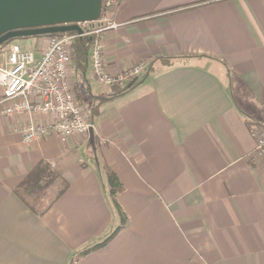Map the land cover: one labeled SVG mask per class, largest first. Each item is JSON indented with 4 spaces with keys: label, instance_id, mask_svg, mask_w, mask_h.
I'll return each mask as SVG.
<instances>
[{
    "label": "crops",
    "instance_id": "crops-1",
    "mask_svg": "<svg viewBox=\"0 0 264 264\" xmlns=\"http://www.w3.org/2000/svg\"><path fill=\"white\" fill-rule=\"evenodd\" d=\"M111 1L105 70L144 71L98 107L93 147L89 133L26 145L21 127L46 118L0 114V264H72L109 234L118 219L104 164L128 221L74 264H264V164L250 161L251 129L264 126V0ZM47 38L26 49L39 58ZM90 52L68 80L94 109L111 89L95 80ZM40 161L67 188L36 215L14 190Z\"/></svg>",
    "mask_w": 264,
    "mask_h": 264
},
{
    "label": "built area",
    "instance_id": "built-area-1",
    "mask_svg": "<svg viewBox=\"0 0 264 264\" xmlns=\"http://www.w3.org/2000/svg\"><path fill=\"white\" fill-rule=\"evenodd\" d=\"M113 8L114 2L105 0L101 18L80 25L84 30L82 35L94 36L90 52L92 73L97 83L105 87L135 79L144 71L141 64L116 76L105 70L104 32L117 28V24L109 19ZM72 40L73 36L68 34L48 37L39 58L32 50L14 43L3 53L0 63V114L11 118L27 115L47 120L44 124L29 121L21 127L19 132L26 145L53 134L71 138L89 133V116L78 105L68 80ZM251 135L254 139L251 159L256 164H264V130L253 128Z\"/></svg>",
    "mask_w": 264,
    "mask_h": 264
},
{
    "label": "trees",
    "instance_id": "trees-1",
    "mask_svg": "<svg viewBox=\"0 0 264 264\" xmlns=\"http://www.w3.org/2000/svg\"><path fill=\"white\" fill-rule=\"evenodd\" d=\"M105 0H103L104 2ZM68 35L73 36V40L70 47V58L71 64L74 65L76 72H84L88 67V55L93 46L94 36H78L75 32H70ZM49 36H39V37H51ZM11 44V41L0 46V54L4 53L5 48ZM131 80H128V82ZM111 89V94L107 97L95 98L94 102H97L94 109L92 110L91 116H89V122L98 113V107L105 102L112 100L120 96L125 92L128 87H124V82L115 83L109 86ZM74 94H76L78 105L79 102L84 97L79 91L78 86L73 87ZM99 173L101 174L102 186L106 198V202L114 216L118 219V224L112 229V231L107 234L104 238L94 243L92 246L76 253L72 264L77 261V259L86 256L87 254L101 249L107 245V243L119 232L121 231L128 219L123 213L119 204L117 203V196L123 191V187L119 182L115 173L106 164L101 165L99 168ZM59 185V190L56 192L55 196L46 205H41L37 207L38 198L44 196L48 191L54 186ZM67 188V183L62 179L60 172L54 166L46 161H40L37 165L31 169L27 177L17 186L14 190L15 196L33 213L36 215H42L46 213L54 202L63 194ZM36 204V205H35Z\"/></svg>",
    "mask_w": 264,
    "mask_h": 264
},
{
    "label": "water",
    "instance_id": "water-1",
    "mask_svg": "<svg viewBox=\"0 0 264 264\" xmlns=\"http://www.w3.org/2000/svg\"><path fill=\"white\" fill-rule=\"evenodd\" d=\"M103 0H0V46L20 38L83 34L101 18ZM93 147V130L89 128ZM94 149V148H93Z\"/></svg>",
    "mask_w": 264,
    "mask_h": 264
},
{
    "label": "rangeland",
    "instance_id": "rangeland-1",
    "mask_svg": "<svg viewBox=\"0 0 264 264\" xmlns=\"http://www.w3.org/2000/svg\"><path fill=\"white\" fill-rule=\"evenodd\" d=\"M37 37H26V38H20V39H15V40H12L11 41V43H14V44H18L20 47H22V48H28V47H30V46H32V42L33 41H35V39H36ZM10 45V44H9ZM8 45V46H9ZM7 46V47H8ZM5 49H7V48H5ZM5 51V50H4ZM2 56H3V54H0V63H2ZM143 75V74H142ZM142 75H140V77L142 76ZM97 85V84H96ZM95 85V86H96ZM99 86H101V87H105V86H102V85H99ZM82 88H84V86L82 85ZM105 88H107L108 89V87H105ZM76 95V94H75ZM80 104H79V106L81 107V109L85 112V114L87 115V116H91V114H92V104H91V102L88 100V98L87 97H84V100H83V98H82V100L79 102ZM91 122H92V120L90 121V124H91ZM259 128H262L263 130H264V126H258ZM89 152L88 153H90V150H88ZM86 155L87 154H85L84 152H80V156L82 157V158H84V159H86ZM89 158H90V154H89ZM250 161L252 162V163H256V162H254L252 159H250ZM59 190V185H56V186H54L53 188H51V190L50 191H48L44 196H41L40 198H38V203H37V207L39 206V204H41V205H46V203H48L54 196H55V194H56V192ZM36 205V204H35Z\"/></svg>",
    "mask_w": 264,
    "mask_h": 264
}]
</instances>
